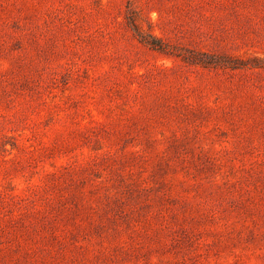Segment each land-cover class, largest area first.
<instances>
[{
    "label": "rangeland",
    "instance_id": "rangeland-1",
    "mask_svg": "<svg viewBox=\"0 0 264 264\" xmlns=\"http://www.w3.org/2000/svg\"><path fill=\"white\" fill-rule=\"evenodd\" d=\"M0 264H264V0H0Z\"/></svg>",
    "mask_w": 264,
    "mask_h": 264
}]
</instances>
